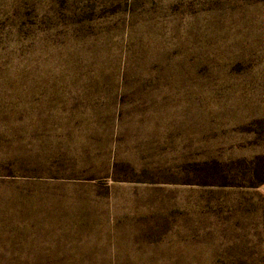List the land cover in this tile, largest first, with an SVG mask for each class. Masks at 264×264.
I'll return each mask as SVG.
<instances>
[{
    "label": "rangeland",
    "instance_id": "374dc122",
    "mask_svg": "<svg viewBox=\"0 0 264 264\" xmlns=\"http://www.w3.org/2000/svg\"><path fill=\"white\" fill-rule=\"evenodd\" d=\"M0 264H264V0H0Z\"/></svg>",
    "mask_w": 264,
    "mask_h": 264
}]
</instances>
